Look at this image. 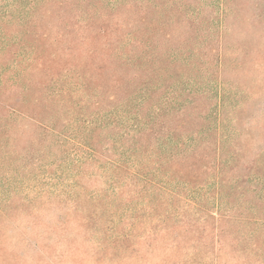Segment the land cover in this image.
I'll return each mask as SVG.
<instances>
[{
  "label": "rangeland",
  "instance_id": "374dc122",
  "mask_svg": "<svg viewBox=\"0 0 264 264\" xmlns=\"http://www.w3.org/2000/svg\"><path fill=\"white\" fill-rule=\"evenodd\" d=\"M18 1L0 0V8L18 12ZM111 1L79 0L83 4L78 14L108 12ZM139 1L147 13V60L158 56L155 94L165 95L166 87L176 84V92L187 100V111L199 116L183 120L184 125L190 131L208 128L193 137L220 148L227 160V179L253 166L241 189L230 184L221 190L223 230L209 240L221 243L216 247L221 251L219 255L210 250L207 261L264 264V0ZM41 17L45 25L51 23L48 14ZM151 20L157 22V30H152ZM170 58L175 72L163 68ZM40 101L49 109H36L39 122L8 114L0 119V262L72 264L67 251L74 245L79 249L71 250L72 256L82 264H97L89 255L92 248L113 238L114 228L127 230L129 208L141 207L128 203L138 186L125 175L113 182L116 174L107 161L129 142L119 140L114 146L108 137H101L95 142L100 153L90 157L82 143L89 136L85 120L92 108L74 113L58 105L57 111V104L43 93ZM98 131L88 139L96 140ZM115 131L107 128L102 135L113 136ZM236 157L237 168L229 172ZM258 176L262 179L257 182ZM212 189L213 185L208 197H198L207 211L216 206ZM228 189L230 194L225 193ZM198 217L201 214L193 208L185 219ZM147 224L150 228L151 222ZM136 233L139 240L146 236ZM160 258L161 254H147L139 264H160Z\"/></svg>",
  "mask_w": 264,
  "mask_h": 264
},
{
  "label": "trees",
  "instance_id": "16d2710c",
  "mask_svg": "<svg viewBox=\"0 0 264 264\" xmlns=\"http://www.w3.org/2000/svg\"><path fill=\"white\" fill-rule=\"evenodd\" d=\"M48 1L19 0L18 12L0 8V119L8 114L39 122L36 109H49L47 103L41 106L43 93L46 100L57 104V111L58 105L74 113L92 108L85 120L90 126L87 134L91 137L98 129V138L89 140L87 136L82 143L90 157L100 153L95 142L101 137H108L114 146L119 140L129 142L107 161L116 174L113 182L125 175L138 186L131 191L128 203L141 207L129 208L127 230L114 228L113 238L98 249L92 248L89 255L92 253L97 264H139L151 253L161 254L160 264H209L210 250L219 255L221 251L216 248L221 243L209 241L211 234L223 230L221 190L230 184L234 190L241 189L252 164L243 174L227 179V160L220 148L208 139L193 137L208 128L190 131L184 125L183 120L199 116L187 111V100L176 92V84L167 86L165 95L155 94L159 92V84L154 82L158 56L153 54L147 60V13L141 1L112 0L108 12L81 16L78 12L83 2L79 0ZM41 14H48L51 23L45 25ZM151 24L152 30L158 29L155 20ZM172 60L163 68L175 72ZM216 95L219 97L218 92ZM201 118L205 122L206 117ZM107 128L118 132L102 135ZM237 157L229 172L237 168ZM261 179L258 176L256 181ZM212 185L216 206L207 211L199 205L198 197H208ZM193 208L201 214L197 219L204 222L185 219ZM156 229L163 233L158 235ZM138 230L146 232L145 238L139 240ZM78 249L71 245L67 251L72 264H82V259L70 254Z\"/></svg>",
  "mask_w": 264,
  "mask_h": 264
}]
</instances>
